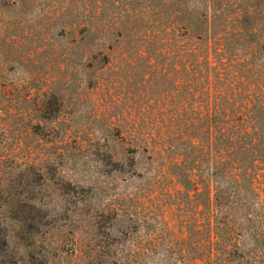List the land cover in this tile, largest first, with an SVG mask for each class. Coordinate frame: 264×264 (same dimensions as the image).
<instances>
[{"label": "rangeland", "instance_id": "1", "mask_svg": "<svg viewBox=\"0 0 264 264\" xmlns=\"http://www.w3.org/2000/svg\"><path fill=\"white\" fill-rule=\"evenodd\" d=\"M206 12L207 0H0V264H129L135 252L131 264H210L205 188L175 166L151 174L119 131L156 121L174 87L156 55L188 45Z\"/></svg>", "mask_w": 264, "mask_h": 264}, {"label": "trees", "instance_id": "2", "mask_svg": "<svg viewBox=\"0 0 264 264\" xmlns=\"http://www.w3.org/2000/svg\"><path fill=\"white\" fill-rule=\"evenodd\" d=\"M192 38L156 55L173 64L159 71L163 84L174 83L163 106L148 112L156 121L119 131L149 154L151 174L175 166L189 190L205 188L210 264H226L232 252L261 264L264 205L247 207L261 204L264 190V0H207L205 27ZM238 231L253 232L255 244L234 238ZM139 258L127 256L129 264Z\"/></svg>", "mask_w": 264, "mask_h": 264}]
</instances>
